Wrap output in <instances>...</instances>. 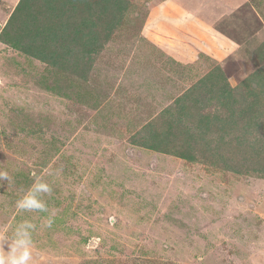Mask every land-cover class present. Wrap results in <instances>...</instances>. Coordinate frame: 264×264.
I'll list each match as a JSON object with an SVG mask.
<instances>
[{
	"label": "rangeland",
	"instance_id": "rangeland-1",
	"mask_svg": "<svg viewBox=\"0 0 264 264\" xmlns=\"http://www.w3.org/2000/svg\"><path fill=\"white\" fill-rule=\"evenodd\" d=\"M17 2L0 0V169L14 178L0 181V232L37 226L31 264H264V92L220 135L185 122L189 139L167 147L191 160L138 143L170 133L182 96L196 114L193 87L216 66L243 86L264 55V0H126L79 69L51 42H18ZM37 178L49 211H18Z\"/></svg>",
	"mask_w": 264,
	"mask_h": 264
},
{
	"label": "trees",
	"instance_id": "trees-1",
	"mask_svg": "<svg viewBox=\"0 0 264 264\" xmlns=\"http://www.w3.org/2000/svg\"><path fill=\"white\" fill-rule=\"evenodd\" d=\"M126 7V0H18L12 12L13 17L10 19H17L20 26L17 31L18 42L24 44L26 40L37 42L40 38L42 41L51 42L61 51L55 48V51H58L56 54L58 58L63 56L65 59H70L79 69L89 66L88 63L99 52L102 42L110 37L115 26L122 19ZM230 39L235 41L232 37ZM13 43L17 42L14 40ZM22 49L25 52L29 51ZM30 53L45 61V57L37 50L30 49ZM261 55L259 57L262 63H257L256 68L241 81L242 87L230 86L218 66L199 78L193 88L197 86L198 89L202 87L204 89L197 92L193 100L194 104H197L196 114L191 113L190 108H184V103L181 102L184 97L182 96L177 100L178 108L170 120V133H161L157 136L151 132L147 133L149 140H142L138 142L139 145L161 153L174 151L181 158L191 160L195 155L188 147L178 150L167 147L168 142L175 137L185 141L189 139V132L193 133L192 128H186L189 120L196 118L193 124L203 136L213 128L220 135L225 124L232 123L234 119L258 114L256 110L260 107L258 105L264 92V55ZM82 63L85 65H81ZM213 100L222 107L230 106L225 117L205 112V106ZM248 123L243 130L247 135L248 130L254 131L257 125L256 119H250Z\"/></svg>",
	"mask_w": 264,
	"mask_h": 264
},
{
	"label": "clouds",
	"instance_id": "clouds-1",
	"mask_svg": "<svg viewBox=\"0 0 264 264\" xmlns=\"http://www.w3.org/2000/svg\"><path fill=\"white\" fill-rule=\"evenodd\" d=\"M13 179L8 171L0 169V181L12 183ZM38 193H52L50 184L41 178H37L33 185L16 201L17 210L48 212L45 203L37 198ZM54 215V213H50L46 216L41 227L52 228ZM36 229L37 226L34 223L25 221L18 224L10 235L7 231L0 232V264H31L33 260V233Z\"/></svg>",
	"mask_w": 264,
	"mask_h": 264
}]
</instances>
